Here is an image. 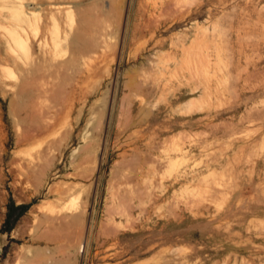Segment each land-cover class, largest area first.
<instances>
[{
  "label": "rangeland",
  "instance_id": "rangeland-1",
  "mask_svg": "<svg viewBox=\"0 0 264 264\" xmlns=\"http://www.w3.org/2000/svg\"><path fill=\"white\" fill-rule=\"evenodd\" d=\"M0 264H264V0H0Z\"/></svg>",
  "mask_w": 264,
  "mask_h": 264
}]
</instances>
